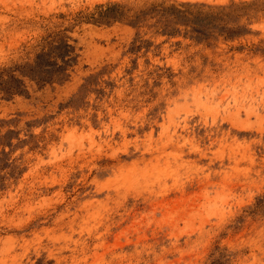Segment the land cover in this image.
<instances>
[{
    "label": "rangeland",
    "instance_id": "374dc122",
    "mask_svg": "<svg viewBox=\"0 0 264 264\" xmlns=\"http://www.w3.org/2000/svg\"><path fill=\"white\" fill-rule=\"evenodd\" d=\"M53 34L39 86L14 66ZM11 75L0 264H264V0H0Z\"/></svg>",
    "mask_w": 264,
    "mask_h": 264
},
{
    "label": "trees",
    "instance_id": "16d2710c",
    "mask_svg": "<svg viewBox=\"0 0 264 264\" xmlns=\"http://www.w3.org/2000/svg\"><path fill=\"white\" fill-rule=\"evenodd\" d=\"M158 5H154L152 9H156L160 12L166 13V8L161 7L157 8ZM118 8V7H117ZM171 11L178 15H185L186 10H180L175 7H171ZM146 15V13H142ZM107 17L113 16L122 18L124 17L123 10H115L113 12L104 11V14ZM137 15L135 18L131 19L129 22L132 24L137 23ZM76 61L75 47L67 42V38L63 35L53 34L49 35L44 39L43 44L40 46V49L35 53L33 59L30 62H26L21 66H14L15 69L24 75L35 81L39 86L46 83H53L55 81L62 82L69 77L68 69ZM10 77L14 81L18 82L19 86H4L5 81L0 80L1 87H3L7 94L13 92H20L23 89L20 86L23 85L22 79H17L13 75Z\"/></svg>",
    "mask_w": 264,
    "mask_h": 264
}]
</instances>
